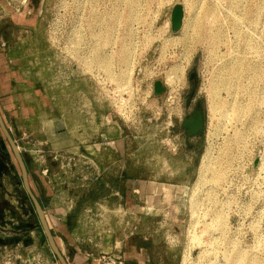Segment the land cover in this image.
Wrapping results in <instances>:
<instances>
[{
    "label": "rangeland",
    "instance_id": "1",
    "mask_svg": "<svg viewBox=\"0 0 264 264\" xmlns=\"http://www.w3.org/2000/svg\"><path fill=\"white\" fill-rule=\"evenodd\" d=\"M176 4L185 10L179 32L171 22ZM2 42L8 59L21 65L18 70L27 78L59 79L62 63L68 62L65 74L88 79L87 85L77 82V90L99 93L108 112L101 115V135L117 128L114 136L105 137L124 140L125 157L117 152L122 161L116 169H126L133 183L131 203L118 205L114 221L142 219L136 233L160 237L164 253L171 255L165 264H264V0H0ZM191 73L205 130L185 147L171 131L168 116L177 112L189 90ZM59 82L51 83L58 105L66 87ZM157 82L161 94L155 91ZM23 132L14 129L17 139L13 137L33 192L52 220L67 212L78 218L99 198L111 200L105 186L92 182L99 153L92 134L79 150L56 154ZM34 144L43 151L44 162L32 152ZM225 148L228 172L215 182L216 173H202L203 160L210 150L211 161L219 164ZM122 174L112 173L116 179L110 180L107 174L106 181L123 191ZM41 187L51 190V196L39 197ZM123 199L120 194L112 200L120 204ZM22 221L36 226L20 228ZM124 221L119 229L123 236L134 225ZM16 232L24 243L7 248L13 257L18 254L14 264H61L0 126V237L11 240ZM33 242L29 250L37 258L28 262L26 246ZM8 253L5 246L0 249V264L7 262Z\"/></svg>",
    "mask_w": 264,
    "mask_h": 264
},
{
    "label": "crops",
    "instance_id": "2",
    "mask_svg": "<svg viewBox=\"0 0 264 264\" xmlns=\"http://www.w3.org/2000/svg\"><path fill=\"white\" fill-rule=\"evenodd\" d=\"M5 50L6 48L0 45V111L5 117L6 124L13 132L15 138L14 129L18 132L24 130V134H27L34 140L40 141V144H45L47 149H51V152L56 154L58 152L68 154L72 152V149L78 148L79 150L80 146H86L84 143L89 142L86 137L90 136V134L94 138L93 143L101 141V115L102 113H108L106 110L107 106L106 108L102 107L98 96L99 93L93 88L77 90V82L87 85L86 82L88 79H75L70 77L68 73L65 74V70L70 69L68 62L62 63V76L59 79L52 78L45 82L41 81L42 79L39 76L27 78L18 70L21 65L14 66V62L6 56ZM50 64L53 65L54 63ZM38 65L39 63L36 66ZM63 67L65 69L64 72ZM58 81L66 86V93L64 90L60 96V105L57 104L54 95L51 94V88H53L51 83L56 84ZM72 82L75 85L74 97L76 99L81 98L84 101L83 105L78 104L80 101L74 102L72 99L74 98L72 95L73 89L71 88ZM113 129H115L114 131L117 130L116 127L105 129V134L113 135ZM112 138L115 139L116 137ZM22 139L24 138L22 137ZM116 139L122 151H113L112 149L103 150L106 152L105 158L102 152L98 153V164L103 165L104 169H96L92 176V182L94 184L105 186L107 193H109V199L111 200L99 198L95 201V206L86 208L84 213L78 218H72L70 216L71 213L67 212L66 214L63 213V218L55 217L56 220H52L53 216L50 217L47 213L48 223L57 245L69 264H98L88 256L90 251L95 253L99 251L120 252L126 258L127 264H165L164 258L169 259L171 255L168 251L164 253V248H162L161 239L158 235H149L148 237L146 234H140L138 232L132 233L131 229L126 226L129 231L126 230V235L123 236V234H120L119 229L124 220L114 221L112 219V214L120 207L118 205L123 206L124 204V206H129V203H131L129 201L131 200L133 184L132 179L125 175L127 173L126 169L120 171L116 169L121 160V158H117V152L123 158L125 157L123 151H126L124 140L123 143H120L119 138ZM82 158V167L87 170L85 165L88 164V161H86L88 157L83 155ZM124 162L126 163V161ZM83 173L89 172L83 170ZM112 173L124 174L119 177L124 178L125 185L123 191L114 189L111 187L110 181H106L107 174H109V180L116 179V175H112ZM31 187L34 191L32 185ZM45 187L47 186L45 185ZM40 194L44 199L45 194L51 196L52 191H48V188L44 191L41 187L39 197ZM120 194L124 195V199L123 202L118 204L119 202L117 200L114 201L112 199H116ZM42 202L44 203L43 200ZM100 206L103 211L109 212V216H104L105 220L100 222L97 227H94L93 223L89 220L90 217L87 211L91 209L101 210L99 208ZM127 220L129 224H137L138 226L139 223L137 222L142 221V219L139 220L129 217ZM58 226L61 228V233L59 232L60 230L56 229ZM19 231L20 229L17 230V232ZM17 232L15 233L17 237L11 240L6 237H0V249L4 246L8 247L9 245L19 249L24 241ZM91 238H95L94 241H90ZM34 244L35 242L27 244L26 249L31 250ZM30 250L28 251V262H31L32 258L35 262L37 257ZM171 250L174 251L173 249ZM2 259L3 257L0 261Z\"/></svg>",
    "mask_w": 264,
    "mask_h": 264
},
{
    "label": "water",
    "instance_id": "3",
    "mask_svg": "<svg viewBox=\"0 0 264 264\" xmlns=\"http://www.w3.org/2000/svg\"><path fill=\"white\" fill-rule=\"evenodd\" d=\"M184 17H185L184 6L182 4H176L173 7L172 16H171L172 30L174 32H179L182 29L183 24H184ZM156 89L158 90V86H156ZM0 126L5 136L7 137L9 144L13 150V153L18 161V164L22 171V177H23V183H24L25 189L34 203V207L39 216L44 234L47 237V240L49 242V245L52 248L53 253L59 259L61 264H69L68 260L63 255L62 251L60 250L59 246L56 243L54 234L48 223L45 210L32 190V187L30 184L29 171H28L25 159H24V155L22 154V151L20 147L18 146L16 140L12 136L1 111H0ZM185 127L192 128V131H190L191 136L197 135L199 132H201L203 128L202 113L197 112L196 115L193 117L192 121L187 122L185 124Z\"/></svg>",
    "mask_w": 264,
    "mask_h": 264
},
{
    "label": "built area",
    "instance_id": "4",
    "mask_svg": "<svg viewBox=\"0 0 264 264\" xmlns=\"http://www.w3.org/2000/svg\"><path fill=\"white\" fill-rule=\"evenodd\" d=\"M6 45L7 44L5 42L1 43V46L3 48H6ZM107 124L110 125L111 124V120H108ZM120 130H122L121 127H120ZM106 135L107 134H102L101 135V138H102L101 141L100 142H95V143L92 144L93 149L95 151H100V150H103L105 147L109 146V147H111L114 150L122 151L118 140H115V139L110 138V137H105ZM34 146L35 147H33L31 150H32V152L34 154H36L38 162H44L42 160L44 158L43 151L40 148H38L35 144H34ZM86 150H87V152L89 154H92L90 152L89 148H87ZM123 154L125 155V150L123 151ZM94 164H95V167L97 169L98 168L97 162H94ZM48 172H49V168L45 165L43 167L42 173L44 175H46ZM99 208L102 210L101 206ZM101 210H99V209H95V210L91 209V210L87 211L88 215L90 217L89 220H90V222L93 223L94 227H97V225L100 222H103L105 220L104 219L105 217H104L103 210L102 211ZM125 223L127 225H131V224H129L128 220H126ZM138 228H139V226L137 224L133 225L132 228H131L132 233H135L138 230ZM94 239L95 238H91L90 241H94ZM7 248L8 247H5L6 252L7 253L9 252L8 253L9 255L7 257V262L4 263V264H14V261H16L18 259V257H17L18 254H17L16 257H13V251L10 252V251L7 250ZM88 256L91 257L98 264H127L126 258L120 252H103V251H99L98 253H95V252L90 251L88 253ZM19 258H20V256H19Z\"/></svg>",
    "mask_w": 264,
    "mask_h": 264
},
{
    "label": "flooded vegetation",
    "instance_id": "5",
    "mask_svg": "<svg viewBox=\"0 0 264 264\" xmlns=\"http://www.w3.org/2000/svg\"><path fill=\"white\" fill-rule=\"evenodd\" d=\"M194 82H195V77L191 73L189 75V84H190L189 90L185 93L184 97L178 104L177 112L173 111L171 115L168 116L172 121L173 129L171 131L173 133H178V136L180 137V139L184 141L185 147H189V144H192L191 141L205 130L204 111L202 110L200 106H198L196 92L194 88L191 86V84L193 85ZM156 86H158V90L156 89ZM155 91L157 94L163 93L164 89H163L161 82H157L155 84ZM197 112H201L203 115V128H202V131L199 132L197 135L191 136L190 131H192V128L185 127V124L187 122L192 121L193 117L196 115ZM108 149H112V148L109 146L104 148L105 151ZM112 150L115 151L114 149ZM101 152L102 150L99 151V153ZM99 166L101 170L104 169L103 165L98 164V167Z\"/></svg>",
    "mask_w": 264,
    "mask_h": 264
},
{
    "label": "bare ground",
    "instance_id": "6",
    "mask_svg": "<svg viewBox=\"0 0 264 264\" xmlns=\"http://www.w3.org/2000/svg\"><path fill=\"white\" fill-rule=\"evenodd\" d=\"M174 83V82H173ZM215 92V91H214ZM214 95V94H213ZM215 107V105L213 104V102H212V104H211V108L213 109ZM238 134V133H237ZM239 135V134H238ZM237 136V135H236ZM238 138L239 139H237V140H239L238 142H240V139H241V136L239 135L238 136ZM235 142V141H234ZM236 143V142H235ZM226 146V145H225ZM227 147V146H226ZM228 152H229V148H225L224 149V153H223V151H222V154H223V160H220V163L219 164H217V163H213L212 161H211V158H212V153H211V151L209 150L208 152H207V154L205 155V157H204V160H203V165H202V169H201V171H202V173H208V172H211V173H216V178L218 179V180H215V178H214V181L216 182V181H219V180H221L224 176H225V173H227L228 171H227V165H228V161H227V154H228ZM261 163H262V166H264V155L261 157ZM224 174V175H223ZM205 177V176H204ZM220 182V181H219ZM151 186V185H150ZM153 186V185H152Z\"/></svg>",
    "mask_w": 264,
    "mask_h": 264
},
{
    "label": "trees",
    "instance_id": "7",
    "mask_svg": "<svg viewBox=\"0 0 264 264\" xmlns=\"http://www.w3.org/2000/svg\"><path fill=\"white\" fill-rule=\"evenodd\" d=\"M4 150H2V152H3ZM4 152H7L6 150L4 151ZM2 174V173H1ZM41 203H42V205L44 206V203L41 201ZM36 225H35V223H31L30 221H28V222H24V221H22L21 223H20V228H25V227H28V228H30V227H35Z\"/></svg>",
    "mask_w": 264,
    "mask_h": 264
}]
</instances>
